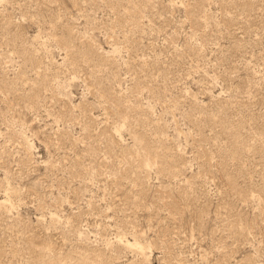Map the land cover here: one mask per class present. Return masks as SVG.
I'll list each match as a JSON object with an SVG mask.
<instances>
[{
	"label": "rangeland",
	"instance_id": "374dc122",
	"mask_svg": "<svg viewBox=\"0 0 264 264\" xmlns=\"http://www.w3.org/2000/svg\"><path fill=\"white\" fill-rule=\"evenodd\" d=\"M0 264H264V0H0Z\"/></svg>",
	"mask_w": 264,
	"mask_h": 264
},
{
	"label": "bare ground",
	"instance_id": "6f19581e",
	"mask_svg": "<svg viewBox=\"0 0 264 264\" xmlns=\"http://www.w3.org/2000/svg\"><path fill=\"white\" fill-rule=\"evenodd\" d=\"M131 246V245H130Z\"/></svg>",
	"mask_w": 264,
	"mask_h": 264
}]
</instances>
